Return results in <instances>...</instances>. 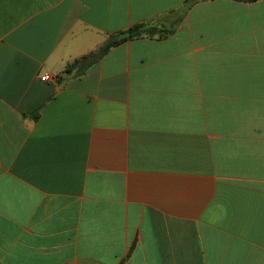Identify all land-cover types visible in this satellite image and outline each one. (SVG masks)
<instances>
[{"label":"crops","instance_id":"crops-1","mask_svg":"<svg viewBox=\"0 0 264 264\" xmlns=\"http://www.w3.org/2000/svg\"><path fill=\"white\" fill-rule=\"evenodd\" d=\"M185 1L0 0V264H264V0L66 71Z\"/></svg>","mask_w":264,"mask_h":264},{"label":"trees","instance_id":"trees-1","mask_svg":"<svg viewBox=\"0 0 264 264\" xmlns=\"http://www.w3.org/2000/svg\"><path fill=\"white\" fill-rule=\"evenodd\" d=\"M194 1L196 0H186L185 4L182 7L171 11L170 13H168V15L161 16L154 21L135 24L125 30L119 31L118 33L111 35L109 39L102 45L98 52L76 60L74 63L67 67L66 71L72 70L87 59H99L104 54H106L111 47L126 42L128 40L140 38L143 36H157L162 38L173 33ZM82 71L83 70H80L79 73H81Z\"/></svg>","mask_w":264,"mask_h":264},{"label":"built area","instance_id":"built-area-1","mask_svg":"<svg viewBox=\"0 0 264 264\" xmlns=\"http://www.w3.org/2000/svg\"><path fill=\"white\" fill-rule=\"evenodd\" d=\"M58 78V75H50L48 73H45L41 79L44 80V81H49V80H52V79H57Z\"/></svg>","mask_w":264,"mask_h":264}]
</instances>
